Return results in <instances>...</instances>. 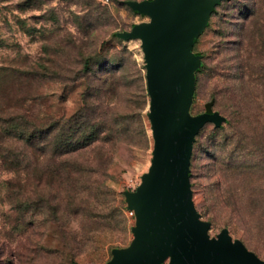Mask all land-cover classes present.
I'll return each mask as SVG.
<instances>
[{
    "label": "rangeland",
    "instance_id": "obj_1",
    "mask_svg": "<svg viewBox=\"0 0 264 264\" xmlns=\"http://www.w3.org/2000/svg\"><path fill=\"white\" fill-rule=\"evenodd\" d=\"M122 1L0 0V117L26 110L40 130L0 141V264H106L133 238L123 185L148 171L153 140L141 41L115 33L149 17ZM193 52L189 113L226 118L195 136V208L210 236L226 228L264 259V0L221 1ZM86 105L113 141L43 154L44 126Z\"/></svg>",
    "mask_w": 264,
    "mask_h": 264
},
{
    "label": "water",
    "instance_id": "obj_2",
    "mask_svg": "<svg viewBox=\"0 0 264 264\" xmlns=\"http://www.w3.org/2000/svg\"><path fill=\"white\" fill-rule=\"evenodd\" d=\"M221 1H122L149 17L115 36L141 41L153 146L136 190L123 192L125 207L134 211L133 238L128 246L114 248L106 264H264L226 228L210 236V223L201 219L192 199L195 136L208 122L226 121L217 111L189 113L194 73L201 65L193 44Z\"/></svg>",
    "mask_w": 264,
    "mask_h": 264
},
{
    "label": "trees",
    "instance_id": "obj_3",
    "mask_svg": "<svg viewBox=\"0 0 264 264\" xmlns=\"http://www.w3.org/2000/svg\"><path fill=\"white\" fill-rule=\"evenodd\" d=\"M215 10L216 6L212 13ZM82 65L84 70H89L92 68L93 60L87 57ZM18 82L23 84L20 79H18ZM88 111L89 106L86 105L84 108L79 107L70 115L63 113L60 116H54L41 132L42 136L40 138L42 141L40 143L43 146H41L40 150L42 153L46 154L47 150H50L53 151L54 155L61 156L67 151L69 153L84 146H95L98 140H103L102 138L107 137L112 142L113 140L110 139L111 134L118 131L113 129V123L101 122L96 119L92 120L88 117ZM24 112L18 116L8 114L6 117H0V141L15 139L32 143V138H35L36 132L40 134V130H37V123L29 121L28 112L26 110ZM49 135L50 138H48ZM67 168L68 166L60 165L58 170H62L57 172L56 176L63 174Z\"/></svg>",
    "mask_w": 264,
    "mask_h": 264
},
{
    "label": "built area",
    "instance_id": "obj_4",
    "mask_svg": "<svg viewBox=\"0 0 264 264\" xmlns=\"http://www.w3.org/2000/svg\"><path fill=\"white\" fill-rule=\"evenodd\" d=\"M139 183H140L139 179H136V178H134L132 176H129L124 182L123 192L124 191H134V190H136V188L139 185ZM125 212H126V215L128 217H131V218L134 219V211L133 210L127 209L125 207Z\"/></svg>",
    "mask_w": 264,
    "mask_h": 264
}]
</instances>
